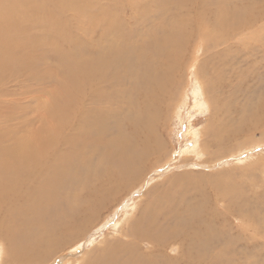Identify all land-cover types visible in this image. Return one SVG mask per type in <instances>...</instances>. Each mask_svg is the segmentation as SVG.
<instances>
[{
  "label": "rangeland",
  "instance_id": "rangeland-1",
  "mask_svg": "<svg viewBox=\"0 0 264 264\" xmlns=\"http://www.w3.org/2000/svg\"><path fill=\"white\" fill-rule=\"evenodd\" d=\"M1 1L0 55L3 57H0L1 148L14 144V140L23 141L25 137L38 132L42 127L40 136L44 140L54 138L58 143L53 149L59 150L62 147L60 140L70 132L68 129L61 131L60 126L54 124V118L48 117V114L54 111L52 108L56 106L72 107L68 113L63 111V115L64 113L67 115L61 119V122L68 125L73 122L76 129L84 123L77 120L81 118L77 116L88 112L91 108L102 112L99 116L100 123L106 126L105 134H112L115 130L113 125L117 123H121V127L126 132L130 131L131 127L126 120L132 117V103L139 106L144 99L142 92L134 88L135 81L137 78L140 79L141 75L138 74L133 81L130 73L125 75L122 66L113 68L114 71L113 69L107 71V73H114V76L105 77L107 83L98 85V89H93L94 84L90 86L92 89L85 87V90L89 92L85 90L87 94L82 92L80 99L83 100V104L79 105L70 100L71 88L68 87L60 59L67 53H69L67 56L79 58V55L83 53L90 55L92 52L93 56L100 49L102 50V47L105 49L108 42H114L113 39L119 35L125 47H137L134 44L136 42V45H139L137 48L140 47L142 51L145 49L144 53L148 51L145 54V61H158L167 57L161 43L163 35L168 33L169 28L170 30L179 29L184 33L179 35L180 38L177 36L174 39L171 47V57L175 68L172 79L175 80H171L169 84L170 100L168 105L161 108L159 120L160 125L163 126L159 136L164 149L161 148L159 152L149 155L150 165L142 177L134 182L132 192L120 193L112 208H106L96 223L88 228V238L81 240L78 246H74L73 251H64L60 258L50 264H57L62 259L66 261L63 264H79V258L86 251L100 245L103 240L107 239L109 243L117 238L121 239L119 234L122 230H127V223L138 216L140 210L149 206L150 202L152 203L147 211L153 215L166 210L170 197L176 200L182 195L188 196L181 202L182 206L201 201L200 210L204 231L202 263L264 264V138L262 137L264 126L260 128L257 119L258 116L264 115V0H154L156 2L153 0H118L119 2L117 0H85V2L76 0L74 3L73 0H61V3H64L60 5L61 10L55 6L54 0ZM20 1L23 5L26 1L33 6H36L34 3L43 2L45 8L41 9L49 17L51 24L58 27L57 34L62 37H56V28L37 20L35 17H38L41 12H36L34 9H23L17 17L1 14L8 7L7 5L19 8ZM160 9L163 10L160 11ZM104 11L105 14H103ZM76 13H79V16ZM25 14H32L35 17L29 16L30 18L26 19L23 18ZM169 15L171 17H168ZM114 20L117 24L113 23ZM58 22L61 26H58L60 24ZM45 27L51 29L48 30ZM21 31L24 32L17 37L15 33H21ZM226 31L229 33L227 34ZM188 33L190 39L187 36ZM26 34L45 41L35 47L29 46ZM150 34L151 37H149ZM126 36L129 42H124L127 40ZM96 40H100L101 44L99 45ZM140 41L142 43L139 44ZM10 46L13 47L12 50ZM176 49L179 50L176 51ZM132 50L138 51V49ZM156 51H158L157 54ZM23 63L32 64V67H24V69L23 66L18 67ZM161 66L159 68L163 69ZM18 70L21 71L18 72ZM138 85L140 86L139 82ZM205 96L209 103L206 102ZM96 97H98L97 104L93 105ZM128 104L130 106H127ZM93 114L83 118L89 121ZM68 116L77 118L69 119ZM107 125L111 126L108 128ZM210 125L212 129L205 130L209 129ZM238 131L240 133H237ZM182 173L184 176L177 184L175 179ZM154 187L157 195L161 197L155 198L154 194L151 196L150 192ZM166 195L170 196L169 199L164 198ZM177 241L184 243L180 239ZM177 244L170 245L169 250H165L163 255L175 259L174 264H198L196 257H190L188 254L184 256L183 261V254H179L180 248ZM1 246L0 243V251ZM195 249L198 247L194 244L193 254L197 252ZM71 253L76 254L75 258ZM190 258L195 259L193 261ZM0 264H2L1 261Z\"/></svg>",
  "mask_w": 264,
  "mask_h": 264
},
{
  "label": "bare ground",
  "instance_id": "bare-ground-1",
  "mask_svg": "<svg viewBox=\"0 0 264 264\" xmlns=\"http://www.w3.org/2000/svg\"><path fill=\"white\" fill-rule=\"evenodd\" d=\"M54 1H56L55 6L61 10L60 5L64 3H61V0H54ZM74 1L76 0H73V3ZM1 2L2 1L0 0V3ZM117 2L119 1L117 0ZM19 3H20V7L18 6L19 8H14V5L12 6L7 5L8 7H6L3 10V13L1 12V14H5L6 16L14 15L17 17L19 15L18 13L23 9H29V10L34 9L36 12H41V14L38 17L33 16L32 13L28 15L27 14L23 15V18L28 19L29 16H33L37 18V20L49 25V27L56 28L54 24H51V22L49 21V17H47L43 9H41V8H45L43 2L34 3L36 4V6H33L26 1L24 5L21 3V1ZM30 3L32 2L30 1ZM187 6L188 5H186V7ZM182 7L185 9L184 6ZM161 10L163 9H160V11ZM175 12H177V10ZM105 13L106 12L104 11L103 14ZM189 15L191 16V14ZM177 16H179V14ZM143 17L145 18V16ZM168 17L171 16L169 15ZM97 19L99 20V18ZM114 22L115 20L113 21V23ZM120 22L123 23V21ZM203 23L205 24V22ZM124 24L126 25V23ZM21 25H23V22H21ZM108 25L107 27H109ZM58 26H61V23ZM121 26L123 25L121 24ZM45 28L48 29L47 27ZM57 28L55 31L56 37L57 36L62 37L61 35L57 34V30H58ZM124 28L122 29L124 30ZM23 29L25 30V28ZM23 32L24 31H21V33H17V34L15 33V35L19 37ZM200 32L202 31L200 30ZM189 33L187 36H189ZM226 33L228 34L229 32L226 31ZM181 34L184 35V33H182V30L179 29L170 30L169 28L168 33L163 35L164 38L161 43L163 47L162 50L166 52L167 57L164 59L162 58L160 60L158 59V61L146 60L147 61L146 62L144 58H145V54L148 51L144 53L145 49H143L144 51L143 52L142 49H140V47L137 48L139 45H136V42L134 44L137 47H133V46L125 47L120 40L121 37L120 38L118 37L119 35H117L115 39L112 38L114 42L112 41L110 43L108 42L107 43L108 45L106 44L107 46L105 47V49L102 47L101 50L100 46H96L99 47L100 51H98V53H96L93 56L91 54L92 52L90 53V55H88V53H83L79 55L78 58L74 56H67L69 53L66 52L67 54L60 59L61 61L60 63L63 65V68L65 70V76L68 87L71 88L70 100L75 104H79V105L83 104V100H81L80 98L82 92H84L85 90V87L92 89L90 86L94 84L93 89L94 88L98 89V85L105 84L108 82L107 78L105 77L114 76L113 72L107 73V71H111L113 68H117L119 66H122L125 75L129 73L131 74L130 76H132L131 79H133V81H135V79L138 77V74L141 75L140 79L137 78V80L135 81L134 88H137L142 92L144 99L142 98L143 100L140 103L141 105L138 103L139 106H136L135 104L132 103L133 106L132 117L129 116L130 119L126 120L128 125L131 127L130 131L128 132H126L124 128L121 127V123H117V125L115 126L113 125V127H115V130L113 129L114 132L112 134L110 133L105 134L106 126L104 125V123H100V116H99L102 112L100 113L96 109L92 110L91 108L90 110H88V112L82 113L81 115L77 116V117H81L78 118L77 120L82 121L84 123L79 128L76 129L75 124L73 122H71L70 125L61 122V119L67 115L65 113L63 115V111H67L68 113V111L72 110V107H70L69 105H66L65 107L56 106L52 108V110L54 111L52 113L50 112L48 114V117L54 118V124L60 126L61 131H63L64 129H68L70 132L69 135H67L64 139L60 140V142L62 143V147L59 148V150L53 149V147L58 143L54 138L44 140V138L40 136L42 127L38 132L33 133L28 137L24 136L25 139L23 141L14 140L13 142L14 144L10 146H7L6 148L0 147V243L2 245L1 246L2 252L0 251L1 252L0 261L2 262V264L54 263L58 258L61 257L64 251L67 250L73 251L74 246L75 247L78 246L81 240L88 238L89 235L88 228L96 223V220L100 218L101 216L100 214L103 213V211L106 208H112L114 202L118 200L120 193L132 192L133 189L132 185L137 179L142 177V175L146 171V168L149 167L150 165V162L148 161V159H150L149 155L150 154L153 155L154 153L159 152V150L164 146L161 143V139L159 136V131H161L162 130L161 128H163V126L160 125L159 120L161 116V108L165 105H168V102L170 100L169 84L171 80H175L172 79L173 75H175L173 74L175 68L173 65L174 64L173 58L171 57V53H172L171 47L173 45L174 39ZM209 34L211 33L209 32ZM25 36L27 37V43L29 46L35 47L36 45H39V43H43L45 41L41 38H39V40L35 39V36H28L27 34ZM149 37H151V34ZM110 38L108 39L111 40ZM183 39H184L183 41L185 42V38ZM96 41L99 42V45L101 44L100 40L99 41L96 40ZM96 41L95 43H97ZM127 41H128V37L127 40L124 42ZM140 43L142 42L140 41L139 44ZM134 44L132 43V45ZM12 48L10 46L11 50ZM132 49H138L139 52L134 51ZM173 49L175 50V48ZM216 49L218 50V47ZM177 50L179 49H176V51ZM73 51L74 49L72 50V52ZM149 51L152 52L151 50ZM157 52L158 51H156V54ZM16 54L18 55V53ZM20 57L22 56L20 55ZM24 59L26 58L24 57ZM19 60H17V63ZM160 65H162L161 67L163 69L159 68ZM22 66L24 69V67H32V64L23 63V65H19L18 67H22ZM20 71L18 70V72ZM21 75L23 76V74ZM26 75L28 78L27 73ZM19 78H20V74H19ZM103 78L105 79L102 80ZM138 82L140 83V86L138 85ZM125 83L127 84V82ZM85 91L87 93L89 92L87 90ZM87 93L84 92V94ZM136 97L137 96H135V98ZM97 98L98 97L94 99L93 101L94 104L91 102V105L92 104L95 105V103L97 104ZM205 100L207 103H209L206 96H205ZM129 104L127 106L131 105ZM92 114L93 116L89 121L83 118V116H90ZM77 117L68 116L69 119H76ZM257 119L260 128L261 126L263 127L264 115L258 116ZM122 124L123 127H125L124 122ZM213 125L214 124H212V126ZM109 126L111 125H107L108 128ZM212 126L209 127V129H205V130H211ZM243 131L245 130L243 129ZM240 132L242 131L240 130ZM240 132L238 131L237 133ZM207 134L209 135L208 132ZM262 137L264 138V135ZM27 140H29V142ZM195 147L197 146L195 145ZM192 148L194 149V147ZM189 151H193V150L189 149ZM195 151L196 150H194V152ZM155 163L157 162L155 161ZM183 176L184 173L180 174L177 177V179H175L177 184L181 182ZM150 193L151 196L154 194L155 198L161 197L157 195L158 193L155 187L151 189ZM169 197H170L169 195L168 196L166 195V197L164 198L169 199ZM186 197L188 196L182 195L180 198L176 200L170 197L166 210L164 211L161 210L160 213L157 212L156 214L153 215L152 214L150 215V212L147 211L148 209H150V205L152 203L150 202L149 206H146L144 210H140L141 212L138 213V216L133 217L130 223H127V227H126L127 230L126 231L122 230L121 233L119 234L121 239L117 238V240L110 241L109 243L107 239L103 240L101 244L98 245L97 247H93L91 250L86 251L84 255L79 258L78 263L79 264H174L175 259H172L170 256L166 257L163 255V253L165 252V250H169V247H171L170 245H175V243L176 244L178 243L177 245L180 248L179 254H183V261H184V256L188 254L190 255V257L191 256L196 257V262L198 264H204L201 262V259L204 260V245H203L204 231L202 228V214L200 210L201 201H194L191 204H186L182 206L181 202L185 200ZM179 239L181 241H184V243L177 241ZM194 244L195 246L197 245L198 247V249H195L197 250L195 254H193ZM75 255L76 254H74L73 256L74 258ZM194 259L190 258V260L193 261ZM186 261H188V259ZM65 262L66 261L62 259L57 264H63Z\"/></svg>",
  "mask_w": 264,
  "mask_h": 264
}]
</instances>
